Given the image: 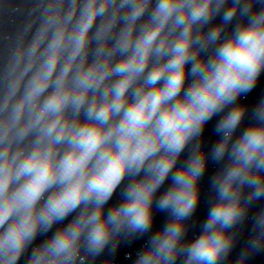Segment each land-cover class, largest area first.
I'll use <instances>...</instances> for the list:
<instances>
[{
	"label": "clouds",
	"instance_id": "obj_1",
	"mask_svg": "<svg viewBox=\"0 0 264 264\" xmlns=\"http://www.w3.org/2000/svg\"><path fill=\"white\" fill-rule=\"evenodd\" d=\"M262 75L264 0H0V264H249Z\"/></svg>",
	"mask_w": 264,
	"mask_h": 264
}]
</instances>
